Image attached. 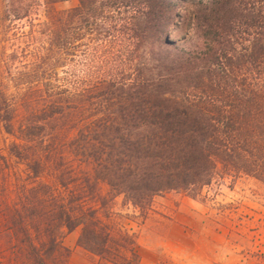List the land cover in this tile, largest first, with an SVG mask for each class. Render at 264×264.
I'll return each mask as SVG.
<instances>
[{"label":"trees","instance_id":"trees-1","mask_svg":"<svg viewBox=\"0 0 264 264\" xmlns=\"http://www.w3.org/2000/svg\"><path fill=\"white\" fill-rule=\"evenodd\" d=\"M66 1L0 0V22L25 19L0 52V128L23 166L0 251L50 264L78 227L86 252L136 261L99 183L145 212L218 168L264 182V0H192L187 18L182 0Z\"/></svg>","mask_w":264,"mask_h":264},{"label":"rangeland","instance_id":"rangeland-1","mask_svg":"<svg viewBox=\"0 0 264 264\" xmlns=\"http://www.w3.org/2000/svg\"><path fill=\"white\" fill-rule=\"evenodd\" d=\"M190 1L182 0L176 12L187 18ZM74 4L71 0L56 7ZM29 17H35V12ZM24 23L25 19L0 22V52L7 50L8 33L21 30ZM189 32L183 25L171 29L170 35L180 39ZM8 141L0 128V168L4 170L0 201L15 197L13 173L23 176V166L6 152ZM106 192V185L99 183L109 212L107 218L101 217L112 226L111 233L120 226L132 237L136 261L128 251L124 261L86 252L76 244L77 227L62 233L61 249L50 264H264V182L250 175L218 168L200 187L153 195L145 212L132 207L121 195L109 200ZM12 262L7 247L0 251V264Z\"/></svg>","mask_w":264,"mask_h":264}]
</instances>
